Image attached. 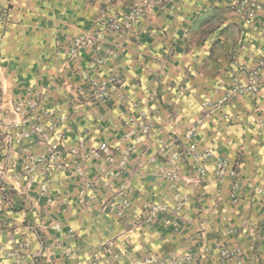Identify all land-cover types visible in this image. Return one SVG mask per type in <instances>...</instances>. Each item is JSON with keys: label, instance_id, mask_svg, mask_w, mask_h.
I'll use <instances>...</instances> for the list:
<instances>
[{"label": "crops", "instance_id": "obj_1", "mask_svg": "<svg viewBox=\"0 0 264 264\" xmlns=\"http://www.w3.org/2000/svg\"><path fill=\"white\" fill-rule=\"evenodd\" d=\"M255 2L244 21L232 0H0V264H264V0ZM133 5L131 29L111 30L106 18ZM33 129L63 133L61 155L45 177L15 178L45 150ZM80 142L89 179L99 173L90 150L131 148L124 215L103 209L104 188L82 205L69 153ZM189 143L212 156L200 164L188 152L181 179L168 181L161 169ZM216 157L236 178L215 173Z\"/></svg>", "mask_w": 264, "mask_h": 264}, {"label": "built area", "instance_id": "obj_2", "mask_svg": "<svg viewBox=\"0 0 264 264\" xmlns=\"http://www.w3.org/2000/svg\"><path fill=\"white\" fill-rule=\"evenodd\" d=\"M233 11L244 21L251 18L255 11L258 8H261L256 4L255 0H232ZM140 16V7L138 5H133L130 7V10L125 15L121 17L115 15H109L106 18V22L109 25V28L113 31H122L124 29H131L132 25L138 20ZM81 39H76L74 44L69 48V55L73 56L78 46L81 44ZM89 85L94 89L93 96L101 97L104 96L102 93L103 84H98L94 80H90ZM28 97H32L33 99L39 98L41 95L34 94L28 92L26 94ZM30 107H36L35 103L31 100H28ZM17 113H24L20 105H17L15 108ZM39 115L47 117L49 113L45 110L39 111ZM58 123H64L65 117L59 115L56 119ZM24 120H21L16 124V126L25 125ZM32 133L37 134V140L39 143L43 144L45 147L44 152L32 155L30 157H25L24 162L22 163V171L15 172V178H19L21 174L26 173L30 175L35 169L45 177L51 167L57 164V159L61 155V150L64 142V135L61 132H51L49 130L43 129H33ZM191 134V130L187 133V137ZM27 135H30L28 132ZM83 143L80 142L78 146L69 149V153L74 156L76 159V164L74 170L72 171V175L78 179L80 182V186L82 190L80 191L81 203L84 205L89 200L93 199V195H91V191H97V189L104 188L112 192V196L104 203L103 209L112 210L115 212L117 216L124 215L126 208L128 207V202L125 198V195L130 190V178L132 176L131 169L127 167V156L131 150L130 147H122L120 145L115 147H110L106 143H101L97 149L90 150L88 152L91 157H94L98 161V170L99 173L95 179H89L87 177L85 168L83 166V160H85V154H82ZM167 150V144H163L162 150ZM188 152L194 153V160L198 161L200 164L204 159L212 156V152H206L204 154H200L194 151L193 144L189 143L185 148L182 149L180 153H173L170 156V161H168V166L161 169V174L163 177L167 178L168 181H178L181 179L180 172V163L185 159V155ZM117 156H119L117 158ZM216 174L223 175L226 173L231 178H236L237 171L234 167L228 166V161L225 158L216 157ZM16 164L13 163L9 168H15ZM7 167L2 165L1 173L5 174ZM119 181V184L116 182ZM88 191V193H87ZM256 192L264 196V190L261 188H257ZM120 197V199H119ZM233 200L236 199L234 194L231 195ZM118 201V205L117 201ZM155 209L151 208L150 211L153 212ZM263 236H264V226H263Z\"/></svg>", "mask_w": 264, "mask_h": 264}]
</instances>
